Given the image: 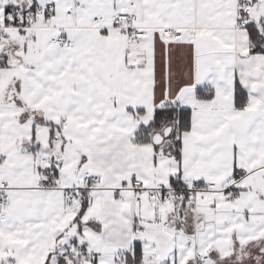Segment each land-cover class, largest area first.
Instances as JSON below:
<instances>
[{
    "label": "snow or ice",
    "instance_id": "snow-or-ice-1",
    "mask_svg": "<svg viewBox=\"0 0 264 264\" xmlns=\"http://www.w3.org/2000/svg\"><path fill=\"white\" fill-rule=\"evenodd\" d=\"M0 264H264V0H0Z\"/></svg>",
    "mask_w": 264,
    "mask_h": 264
}]
</instances>
